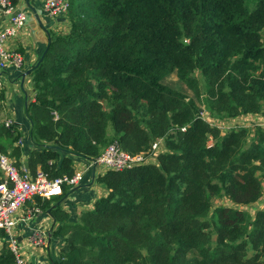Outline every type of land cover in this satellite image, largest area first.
<instances>
[{
  "label": "trees",
  "instance_id": "obj_1",
  "mask_svg": "<svg viewBox=\"0 0 264 264\" xmlns=\"http://www.w3.org/2000/svg\"><path fill=\"white\" fill-rule=\"evenodd\" d=\"M68 1L66 30L50 32L31 70L30 172L71 175L73 155L113 141L137 153L162 139L165 150L100 175L108 193L78 220L51 209L64 222L55 264H264V209L239 208L262 195L264 129L222 132L201 113L264 115V0ZM170 74L193 97L162 83ZM223 196L234 206L212 207ZM0 264H16L5 241Z\"/></svg>",
  "mask_w": 264,
  "mask_h": 264
},
{
  "label": "crops",
  "instance_id": "obj_2",
  "mask_svg": "<svg viewBox=\"0 0 264 264\" xmlns=\"http://www.w3.org/2000/svg\"><path fill=\"white\" fill-rule=\"evenodd\" d=\"M15 5L17 9L25 12L26 22L17 36L6 42V48L18 51L23 57V64L20 68H8L5 71H0L2 82L0 86V128L6 120H12L13 132L17 133L18 136L13 140L11 136L0 135V146L17 164L29 170L25 162L28 163L27 159L32 144L30 142V121L26 116L25 109L27 104L34 100L31 70L41 58L47 46L50 32L65 31L67 21L61 22L56 17L44 12L42 9L43 0H19ZM205 113H207V120L210 119L209 117L216 118L229 123V126L247 119L248 122L245 125L253 128L264 121V115L260 113H247L232 118H218L211 116L207 111ZM212 124L220 125L218 123ZM108 134L111 135L109 132ZM19 139L21 140L20 144L17 143ZM161 147L164 151L163 144ZM16 149L20 150L18 158L13 155ZM72 167L73 172H81L83 175L82 181L77 186H63L62 194L49 198V207H41L37 197L34 196L26 202L25 207L17 214V225L13 234L19 241L20 252L27 260V264H55L58 262L63 239L56 237L54 232L62 223L78 220L83 211L93 208L96 199L108 193V190L97 180L105 172V169L98 166L94 167L90 159L76 155L72 157ZM40 199L43 201L47 198L40 197ZM214 199V207L220 205L234 206L225 196ZM55 205H58L62 211L68 214V219L64 222L52 216L51 209ZM32 206H39L41 212L32 215L30 219H24L23 217L27 216L24 214L25 209ZM239 208L248 211L251 217L254 216L256 210L264 209V186L262 195L256 202L250 205H240ZM34 231L40 232L45 238V242L40 246L31 245L28 241V237ZM3 241L7 242L6 238L0 240V247Z\"/></svg>",
  "mask_w": 264,
  "mask_h": 264
},
{
  "label": "built area",
  "instance_id": "obj_3",
  "mask_svg": "<svg viewBox=\"0 0 264 264\" xmlns=\"http://www.w3.org/2000/svg\"><path fill=\"white\" fill-rule=\"evenodd\" d=\"M68 8V0H43L42 9L52 17L66 18ZM6 15H9V18H2L0 21V71H5L8 68H20L23 64L22 55L18 51L6 48V42L11 38H15L25 26L26 14L24 11L17 9L16 5L10 0H0V16ZM54 115L57 116L55 112ZM246 122L248 120L243 119L226 127L227 129L236 126L250 127L245 125ZM3 125L11 127L13 122L12 120H6ZM216 126L221 130L224 129L221 125ZM257 126L264 129V121L257 124ZM17 143L20 144L21 140L19 139ZM162 144V139H157L152 142L147 150L132 153L122 149L116 141H113L90 161L94 167H101L105 171L122 170L144 163H156V156L163 151ZM0 175V229L6 235L7 245L14 254L16 264H27V260L20 252L19 241L13 234V230L17 225L18 212L34 196L49 199L62 194L63 186H77L82 181L83 175L81 172H73L71 175L62 174L61 176L52 177L41 169L30 172L24 166L17 164L8 153L1 150ZM40 212L41 208L39 206L28 207L24 211L27 216L23 218L30 219L32 215ZM28 241L31 245L40 246L45 242V238L40 232L34 231L28 237Z\"/></svg>",
  "mask_w": 264,
  "mask_h": 264
},
{
  "label": "rangeland",
  "instance_id": "obj_4",
  "mask_svg": "<svg viewBox=\"0 0 264 264\" xmlns=\"http://www.w3.org/2000/svg\"><path fill=\"white\" fill-rule=\"evenodd\" d=\"M195 76H197L200 80H201V76H200V74H199V72L198 71H195ZM162 83H164L165 85H168V86H170V87H172V88H174V89H176V90H179V91H181V92H183L185 95H187L188 97H193V92L190 90V89H188L187 87H186V85L183 83V82H181L177 77H176V75L175 74H170V75H168V76H166L163 80H162ZM202 89H203V85H202ZM201 106V105H200ZM201 108H202V106H201ZM201 113H202V115L204 116V117H206L207 118V113H205V111H203V109H202V111H201ZM210 119H208L211 123H218V124H220V125H222V127L224 128V129H222V132H224L226 129H227V127H229V123H226V122H220V121H218L216 118H211V117H209ZM227 126V127H226ZM108 132L109 133H111L112 134V129H111V127L110 126H108ZM160 149H161V147H160ZM154 160V159H153ZM101 184V183H100ZM102 185V184H101ZM104 186V185H103ZM211 204H212V207H214V197H212L211 199ZM219 204V203H218Z\"/></svg>",
  "mask_w": 264,
  "mask_h": 264
},
{
  "label": "water",
  "instance_id": "obj_5",
  "mask_svg": "<svg viewBox=\"0 0 264 264\" xmlns=\"http://www.w3.org/2000/svg\"><path fill=\"white\" fill-rule=\"evenodd\" d=\"M32 10H33V12H35V10H34L33 8H32ZM2 18H9V15H6V16H0V21H1ZM57 19H58L59 21H61V22L65 20L64 17H59V18H57ZM46 49H47V46H46L44 52L42 53V56L44 55ZM42 56H41V57H42ZM40 59H41V58H40ZM55 147H57V146H55ZM25 165H26V167H28V163H27V162H25Z\"/></svg>",
  "mask_w": 264,
  "mask_h": 264
}]
</instances>
